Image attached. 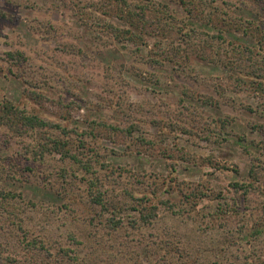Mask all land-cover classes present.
<instances>
[{"label":"rangeland","instance_id":"obj_1","mask_svg":"<svg viewBox=\"0 0 264 264\" xmlns=\"http://www.w3.org/2000/svg\"><path fill=\"white\" fill-rule=\"evenodd\" d=\"M6 103L0 264H264V0H0Z\"/></svg>","mask_w":264,"mask_h":264},{"label":"trees","instance_id":"obj_2","mask_svg":"<svg viewBox=\"0 0 264 264\" xmlns=\"http://www.w3.org/2000/svg\"><path fill=\"white\" fill-rule=\"evenodd\" d=\"M112 31L114 32L115 35H118L119 32H121L120 29L118 28H113ZM124 33L126 30H122ZM112 32V33H113ZM134 35H132L133 37ZM20 54V53H19ZM18 54V55H19ZM11 55V54H9ZM13 57V54L11 55ZM4 112L3 114H0V121L3 119V121L14 127L15 129H19L25 127L27 129H48V128H62L58 123H54L51 121H47L44 118H40L39 116L32 114V113H25L24 111L20 110L19 108L14 107L12 104L6 103L3 106ZM22 125V126H21ZM54 138V137H53ZM50 141H53L54 144H50L51 142H48V139L43 142H40V148H42L44 151L46 150H52L56 151L57 153H60L62 157H69L71 159L77 160V155L74 154L69 150V148L63 146L62 144L58 143V139H50ZM203 195V194H202ZM193 197V193H189L188 197ZM164 203H167L168 200H162Z\"/></svg>","mask_w":264,"mask_h":264}]
</instances>
